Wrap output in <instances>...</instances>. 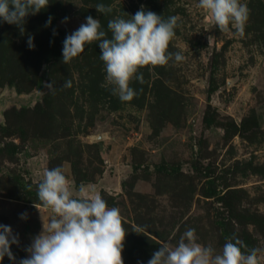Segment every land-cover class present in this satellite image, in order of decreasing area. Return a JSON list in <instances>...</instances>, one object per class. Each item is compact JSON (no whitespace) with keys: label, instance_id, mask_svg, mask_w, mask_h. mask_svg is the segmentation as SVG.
Masks as SVG:
<instances>
[{"label":"rangeland","instance_id":"374dc122","mask_svg":"<svg viewBox=\"0 0 264 264\" xmlns=\"http://www.w3.org/2000/svg\"><path fill=\"white\" fill-rule=\"evenodd\" d=\"M198 2L49 0L26 17L23 34L0 19V93L30 98L2 111L0 224L19 242L10 245L15 260L5 255L0 264H19L47 226L52 212L38 199L37 178L57 166L74 197L81 186L88 195L95 188L120 210L124 264H147L173 232L175 246L188 228L217 253L235 235L264 264V0H240L250 9L243 36L231 24L220 31ZM99 3L112 11L97 12ZM141 7L178 17L168 50L184 60L138 69L143 83L130 82L138 95L121 102L107 84L98 42L65 64L63 41L87 16L111 38L108 21L131 19ZM66 80L70 88L62 87Z\"/></svg>","mask_w":264,"mask_h":264},{"label":"clouds","instance_id":"9594fccd","mask_svg":"<svg viewBox=\"0 0 264 264\" xmlns=\"http://www.w3.org/2000/svg\"><path fill=\"white\" fill-rule=\"evenodd\" d=\"M48 5L49 0H0V19L16 25L23 34L26 17ZM198 7L211 14L212 22L220 31H230L231 24L240 36L245 34L250 16L247 4L240 0H199ZM96 10L99 13L112 11L103 3L97 4ZM51 19L49 16L45 26L50 25ZM85 19L86 23L66 35L62 61L65 64L71 62L84 51L85 45L98 42L107 84L121 102H129L138 95V91L130 86L133 79L143 83V74H138V69L148 65L163 66L170 60H184L180 52L168 50L178 27L176 16L164 19L141 7L131 19L118 17L108 21L111 38H107L99 19L92 16ZM67 20L65 17L62 22ZM33 40L29 34L26 42L29 49L35 48ZM71 86V80L62 85L64 88ZM44 87L54 91L53 82L45 83ZM102 139V134L96 136L97 141ZM90 191L92 195L81 186L79 197H74L61 167L44 170L37 185V196L46 208L51 209L52 215L47 226L43 225L40 234L33 237L25 249L29 255L19 264H124L122 250L126 228L120 210L109 207L95 188ZM20 218L27 219V213H21ZM174 236L175 232L169 241L161 243L147 264H260L259 250L242 251L247 246L235 235L226 241L220 253L211 245L198 243L194 228L184 231L172 246L170 241ZM18 242V235L12 233L11 227L0 224V260L5 255L15 260L10 245Z\"/></svg>","mask_w":264,"mask_h":264},{"label":"water","instance_id":"95a60500","mask_svg":"<svg viewBox=\"0 0 264 264\" xmlns=\"http://www.w3.org/2000/svg\"><path fill=\"white\" fill-rule=\"evenodd\" d=\"M29 100L30 98L24 95L17 94L14 91H8L7 89H4L0 93V123L2 122V111L7 104H14L15 106H26ZM97 135L98 134H96L94 138H96Z\"/></svg>","mask_w":264,"mask_h":264},{"label":"crops","instance_id":"0c3cea01","mask_svg":"<svg viewBox=\"0 0 264 264\" xmlns=\"http://www.w3.org/2000/svg\"><path fill=\"white\" fill-rule=\"evenodd\" d=\"M39 173H40V177L37 178V179H42V178H43L42 169L39 170ZM36 175H37V174H36ZM68 181H69V184H70V186H71V188H72V187H73L72 181H71V180H68ZM72 189H73V188H72Z\"/></svg>","mask_w":264,"mask_h":264},{"label":"trees","instance_id":"16d2710c","mask_svg":"<svg viewBox=\"0 0 264 264\" xmlns=\"http://www.w3.org/2000/svg\"><path fill=\"white\" fill-rule=\"evenodd\" d=\"M77 187H78V184L76 183V184H75V188H77ZM27 193H29V192H27Z\"/></svg>","mask_w":264,"mask_h":264}]
</instances>
